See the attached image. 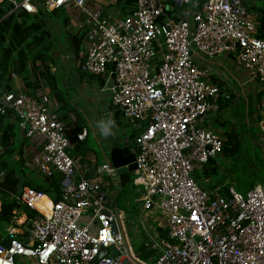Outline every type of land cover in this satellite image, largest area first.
Segmentation results:
<instances>
[{"label":"built area","instance_id":"1","mask_svg":"<svg viewBox=\"0 0 264 264\" xmlns=\"http://www.w3.org/2000/svg\"><path fill=\"white\" fill-rule=\"evenodd\" d=\"M2 1L12 4L10 12L63 9L82 31L76 32L84 39L76 66L101 79L114 110L136 130L130 183L141 209L161 215L166 237L156 234L153 262L135 254L116 205V169L87 154L70 155L86 131L74 137L73 120L61 117L47 84L34 94L22 84L0 91V119L15 130L10 158L54 181L57 191L49 195L25 184L11 194L19 208L6 236L0 232V264L21 263V257L28 264H264V186L243 196L231 185L224 192L206 189L193 176L222 153L221 136L208 122L219 111L213 79L225 66L213 68L215 57L229 58L246 82L257 84L264 152V33L257 0H132L127 13L108 11L98 0ZM5 177L0 170V186ZM43 197L47 213L35 204ZM22 207L36 214L23 218Z\"/></svg>","mask_w":264,"mask_h":264},{"label":"trees","instance_id":"2","mask_svg":"<svg viewBox=\"0 0 264 264\" xmlns=\"http://www.w3.org/2000/svg\"><path fill=\"white\" fill-rule=\"evenodd\" d=\"M123 3L120 4L122 8ZM11 8L12 4L10 2H0V91L7 92L12 90L10 83L12 82L11 74L13 73L23 81L24 87L31 94H34L41 84H47L55 92L56 100L60 106H65L66 102L61 81L56 76L55 63L59 56L57 54L58 52L69 54L77 61L78 53L84 41L83 35L71 32L69 30L70 19L68 15H61L57 10L47 11L39 9L37 13L32 14L23 10L10 12ZM259 21L261 32L264 33L263 10H259ZM62 41L66 44V48L62 46ZM77 74L79 77L88 75L80 70H78ZM100 85H103L102 81H100ZM220 98L221 95L218 98V103L221 106L226 105L227 102L221 101ZM110 107L113 106L111 105ZM113 112L115 113L114 120L117 125H121L122 128L129 125L127 122L124 124L119 121V119L123 120V118L118 111ZM59 113L64 119H70V116H72V112L69 110L63 113L59 110ZM72 123L74 124V137H76L77 133L86 130V125L81 121L80 115L75 117ZM135 135L136 133L131 135V137L134 138ZM14 136L15 130L13 127L0 119V146L3 148V154L0 155V170H4L6 176L13 171L10 177L4 178L0 186L1 223H8L11 220L13 210L19 208L15 198H11V194H19L23 185H29L33 189L49 195L57 191L54 181L50 182L48 179L42 180L43 182L39 184L33 181H22L21 183L20 176L16 175V166H19V164L12 162L10 158V153L15 148ZM240 136L241 131L239 129L228 127L227 132L221 136V155L223 154L227 157L235 154L240 147ZM86 137L87 130L85 138L76 142L74 146L75 154H86L82 152V142ZM216 165V159H210L205 165L198 168H202L201 173L208 177L216 171ZM121 176L128 178V180L130 179V173H124ZM194 178L196 180V176ZM222 190L225 191L226 187H222ZM19 212V216L25 215L26 217H32L36 214L34 210L28 207L20 208Z\"/></svg>","mask_w":264,"mask_h":264},{"label":"rangeland","instance_id":"3","mask_svg":"<svg viewBox=\"0 0 264 264\" xmlns=\"http://www.w3.org/2000/svg\"><path fill=\"white\" fill-rule=\"evenodd\" d=\"M102 1V0H98ZM108 2V0H104ZM249 4V2H248ZM258 10L264 11V0H257L253 5ZM61 15H67L65 10H57ZM72 22H70L71 24ZM69 30L71 32H82L75 25H70ZM62 46L66 48V44L62 41ZM56 59V76L60 78V83L64 93V99L66 102L65 106H60V112H72L70 119L74 121L75 117L81 116V121L85 123L87 130V137L82 142V152L86 154H92L96 159V164L99 165L104 162L103 153L109 152V146L114 141L123 145L125 139L131 148H133V138L131 135L134 133L130 130L118 129V126L112 120V114L106 112V106L101 108L102 103L95 97L93 90L88 87L80 92V85L78 83H72V79H75L78 73L76 66V60L73 59L69 54L59 53ZM69 55L70 59L67 57ZM224 57H215L212 59L213 68H216L217 63H225L224 69L233 71V64L229 63L228 60H224ZM226 67V68H225ZM235 75L234 71L231 72ZM78 75V74H77ZM231 79V78H230ZM232 83L235 81L232 80ZM234 81V82H233ZM98 87L101 85L98 84ZM108 103H110V94L103 90ZM54 96L55 92H54ZM109 97V98H108ZM86 98V99H85ZM252 103V101H251ZM250 103V104H251ZM249 112L253 113L255 108L251 105ZM244 108H237L236 118L240 123L242 121V115H244ZM125 129V128H123ZM259 130L258 127L250 128L248 133L241 134V143L239 150L231 155L224 156L223 154L218 155L216 158L217 165L216 171L209 176L207 181L205 176L201 173L202 168L195 170L194 177L198 176L207 183L217 184L219 187H227L231 185L234 189L243 196L252 187L260 184L264 186V152L254 144L255 139L258 138ZM253 142V143H252ZM70 155H75L74 149H69ZM203 166V165H202ZM16 175L20 176L22 181H33L37 184L42 183V178L35 177L28 168L16 166ZM133 176V172H130V179ZM116 180L115 191H116V205L118 212L121 215V221L124 228L127 231L128 240L131 244L132 250L137 256L147 262H153L154 258L150 254L155 253L159 250V245L156 240V220H161V215L158 213L153 214L151 217L148 213L141 209V202L137 200L138 193L130 183V179L123 178L121 174L116 173L114 176ZM122 180L121 183L118 179ZM120 189V190H119ZM20 212L18 213V215ZM156 219V220H154ZM155 223H154V222ZM155 224V228H154ZM160 224V222H159ZM9 226L8 223L0 222V232L2 236H6V228ZM112 254H116L113 248H110ZM23 262L17 261L16 264H28L25 263L23 257L20 258Z\"/></svg>","mask_w":264,"mask_h":264},{"label":"crops","instance_id":"4","mask_svg":"<svg viewBox=\"0 0 264 264\" xmlns=\"http://www.w3.org/2000/svg\"><path fill=\"white\" fill-rule=\"evenodd\" d=\"M129 1H131V2H129ZM171 1H173V0H171ZM199 1H202V0H199ZM99 2L102 4L103 8L108 10V11H116L117 9H119L123 13L129 12L132 9V4H133L132 0L120 1L119 3H115V4H112V2L114 3L113 0H108L107 3L104 2V0L99 1ZM123 2H125V3H123ZM121 3H123V8L121 7L122 5H120ZM105 5H107V6H105ZM256 10L259 13V10L258 9H256ZM69 24H70V21H69ZM70 25H72V23ZM224 60H228L229 63L233 64V71H234L235 75H233L231 73L233 71H229L228 69H224V70H222V72L216 73V77H215V79H213V82L219 88V93L221 95V98H220L221 101L227 102V104L223 105V106H221L219 104L220 105L219 111L215 114L209 115L208 116V122H210V124L220 134V136H222V134L227 132L228 127H234L235 129H239L241 131V134L244 133V135H245V133H248L250 131V128H252V127H258V130H259V126H258L259 117H258L256 105H255L256 89H258L257 84L246 82L247 78H246L245 74L243 73V71H241L239 68H236V66L234 65L232 60H230L229 58H224ZM230 78L232 80H234L235 82L233 81L234 83H232ZM72 80H73L71 83L72 85L74 83H78L80 85L78 87V88H80V92L83 91V88L86 89L87 87L89 89L93 90V92L95 94L94 98H97L98 101H101V103H102L101 108L106 106V112L112 114V120L115 122V120H114V114L115 113L113 112L115 110L113 107H110L111 103H108L106 96L103 95V94H105V93H103L104 92L103 90H105V89L102 88V86H100V87L97 86L98 84H100L101 79H98L95 76L91 77L89 75H87V76L84 75L82 77H79L76 74L75 79H72ZM22 84H23V81L20 78H17L16 80H14L10 83L12 89L17 88V87L19 88V87H21ZM221 89H222V91H221ZM251 101H252V103H251ZM251 105L255 108L253 113L249 112V109H250L249 107ZM241 106L244 108L245 114L241 116L243 123L239 124V121L237 120L236 115H237V108L241 107ZM119 121L120 122L122 121L121 123H124V124L126 123V121L124 119L123 120L119 119ZM117 126H118V129L122 130V132H124V130H130L133 133H136V130L131 129L129 125H127L125 127V129H123L121 127V125H119V124ZM254 144L262 150L261 145H260L261 144L260 131H259L258 138L255 139ZM87 155L94 157L92 154L87 153ZM198 169H200V168H198ZM204 178L207 181V179H209V176L208 177L205 176ZM120 179H122V178H120ZM120 179H118V181ZM196 180L202 187H204L206 189H212L214 187H217V184H213L210 182L205 184V181H202V179L199 178L198 176L196 177ZM121 181L122 180H120L119 182L121 183ZM213 185H216V186H213ZM36 203L38 205V208H40L41 210L46 209L50 205L49 202H47L46 197L39 199L38 201H36ZM152 215L153 214L148 213V216L151 217ZM154 220H156V219H154ZM159 222H161V220H156V231H157V227L159 228L157 235H158V237L165 238L166 237V231L164 228L159 226ZM154 228H155V224H154ZM127 237H128V235H127ZM157 253H158V251H155V253L150 254V256L154 258Z\"/></svg>","mask_w":264,"mask_h":264},{"label":"water","instance_id":"5","mask_svg":"<svg viewBox=\"0 0 264 264\" xmlns=\"http://www.w3.org/2000/svg\"><path fill=\"white\" fill-rule=\"evenodd\" d=\"M104 161L111 163V165L116 169V173L124 174L134 172L136 170V165L134 163V153L129 146L127 139H125L123 145L114 141L109 146V152L103 153ZM13 174L11 171L6 177H10ZM106 253L105 249L101 250V253L97 256V259Z\"/></svg>","mask_w":264,"mask_h":264},{"label":"bare ground","instance_id":"6","mask_svg":"<svg viewBox=\"0 0 264 264\" xmlns=\"http://www.w3.org/2000/svg\"><path fill=\"white\" fill-rule=\"evenodd\" d=\"M47 202H49L48 200H47ZM36 204V206L38 207V205H37V203H35ZM50 204V203H49ZM48 208H49V206L46 208V209H42V211L44 212V213H47V211H48ZM22 218V217H21ZM22 220V219H21Z\"/></svg>","mask_w":264,"mask_h":264},{"label":"clouds","instance_id":"7","mask_svg":"<svg viewBox=\"0 0 264 264\" xmlns=\"http://www.w3.org/2000/svg\"><path fill=\"white\" fill-rule=\"evenodd\" d=\"M86 131V130H85Z\"/></svg>","mask_w":264,"mask_h":264}]
</instances>
